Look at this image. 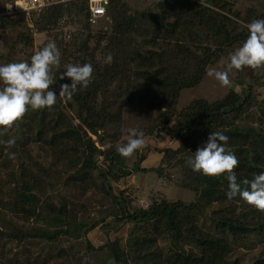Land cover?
I'll return each mask as SVG.
<instances>
[{
    "label": "trees",
    "instance_id": "obj_1",
    "mask_svg": "<svg viewBox=\"0 0 264 264\" xmlns=\"http://www.w3.org/2000/svg\"><path fill=\"white\" fill-rule=\"evenodd\" d=\"M232 1L212 0L211 7L194 0H160L149 11L131 13L122 0H109L106 19L110 18V31L99 28L98 32L109 41L106 52L111 60L97 59V48L81 40L83 55L78 63L91 64L94 70L89 86L71 99L63 97L66 104L59 97L51 108L29 109L10 127L12 137L6 134L2 139L0 135V141L10 138L14 143L10 155L16 156L21 147L30 158L9 169L3 184L10 185V191L1 186L0 244L6 238L22 245L47 242L45 246L51 251L46 256L51 255L55 264H70L73 248L57 246L62 238L80 239L99 224L80 217L77 204L67 197L56 203L46 192L47 185L55 187L49 179L62 173L51 172L31 159L25 148L33 142L49 148L55 158L52 165L63 164V170L69 172L66 182L74 189L98 190L114 206L117 224H133L127 242L117 238L99 249L87 242L92 251L109 248L114 264H242L229 256L235 247H246L253 237L260 238L263 247L250 264H264V212L239 196L228 199L226 175L205 176L193 172L187 164L209 133L220 131L228 137L226 147L238 159L234 171L242 188L247 187L245 179L264 172V99L259 98L254 84L258 72L250 68L249 80H236L243 86L242 92L231 89L218 100L200 98L181 110L176 107L183 90L200 84L210 66L246 39L245 25L256 19L255 14L249 13L248 19H240L238 14L237 20L231 18ZM88 5V0L52 5L40 15L39 23L47 29L64 12L76 9L87 26L100 27L89 24ZM64 70L53 72L58 90L60 84L70 83L69 78L61 80ZM136 102L157 111L156 123L143 131L144 136L166 133L180 142L177 148L162 151V162L176 158L184 170L187 167L185 181L195 191L194 201L165 199L132 210V198L126 190L113 185L122 179L125 182L132 173L125 165L126 158L111 150L104 154L109 164L98 165L103 151L92 135L100 140L111 127L116 128L118 137L124 107ZM64 106L76 111L77 122ZM11 159L7 158L2 168H10ZM139 167L137 161L135 171ZM6 213L20 216L23 225ZM31 220L38 225L32 226ZM163 241L169 245L161 246Z\"/></svg>",
    "mask_w": 264,
    "mask_h": 264
},
{
    "label": "rangeland",
    "instance_id": "obj_2",
    "mask_svg": "<svg viewBox=\"0 0 264 264\" xmlns=\"http://www.w3.org/2000/svg\"><path fill=\"white\" fill-rule=\"evenodd\" d=\"M18 0H1V8L5 5ZM90 0H88L89 3ZM125 2L126 7L131 13L146 12L154 8L155 4L160 0H122ZM196 2L212 6V0H194ZM210 4V5H209ZM89 6V5H88ZM50 7V6H49ZM48 7L35 9L31 11L18 10L17 12L0 15V64H7L12 62H30L31 56L39 51L42 47L46 46L49 42H55L60 51V69H65L67 65L79 64L78 58L83 55L81 53L80 45L82 41L89 42L91 48H97L96 56L101 61H106L110 54L106 52L109 46V41L106 38H101L99 30L104 28L105 31H110L109 23L110 18L104 17L100 22V27L91 28L84 22L81 14L77 13L76 9L70 12H64L56 24H52L49 28L43 29L39 23L40 15ZM231 18L237 17L240 19H248L249 13L254 12L256 19L264 18V0H233L230 7ZM3 12V11H1ZM0 12V13H1ZM106 19V20H105ZM255 19V20H256ZM241 21V20H239ZM243 23V22H242ZM100 28V29H99ZM136 39V38H134ZM82 40V41H81ZM238 47L228 50L227 54L216 64L208 68L217 71H226V63L230 54ZM57 68L53 69V72ZM207 70V72H208ZM258 73L256 77L258 80L254 81L255 90L261 100L264 99V67L255 69ZM250 68L242 71L232 70L229 73L230 83L228 86H222L215 78L209 77L207 74L204 76L200 84L195 87L188 88L181 92V96L177 102V109L181 110L188 106L194 99L204 98L209 101H214L223 98L231 89L242 92L243 86L239 85L237 79H250ZM53 76V73H52ZM252 80V79H251ZM55 84L50 88L54 89L57 93V98H61L65 102V98L59 96V90ZM103 99V98H102ZM64 110L75 120L74 109ZM157 111L149 109L138 102L128 104L123 109V117L121 121V131L119 136L116 135V128H108L103 132L102 138L99 140L95 135H92L99 150L103 151V155L98 157L99 166H107L110 161L105 162L106 153L111 150L116 151L117 145L126 143L131 139L129 129L136 128L144 131L150 125L156 123ZM9 128H3L0 133L1 138H5L6 134L9 137L13 136L14 131ZM146 147L138 150L131 157L126 158L125 165L127 169L132 170L130 176L126 177V181L122 179L119 183L113 185L119 190H126V195L132 198L131 209L135 210L139 207L148 208L155 201L169 200L177 201L183 200L192 202L196 199L195 191L186 185L184 167L177 163V159L172 161L162 162L163 150L168 147L177 148L180 142L172 140L166 133H162L160 137L155 133L154 135H145ZM10 139V138H9ZM9 139L7 141H0V196L4 195L1 186L4 190L10 191V185L3 183L6 181V176L9 169L17 168L20 161H28L30 158L21 151L15 156L10 155L14 143ZM103 139V141H102ZM2 143V145H1ZM4 145V146H3ZM3 146V147H2ZM30 151V153L28 152ZM25 151L31 155L35 161L43 163L49 168L51 172L62 173V176L49 179L54 188L47 185L46 192L51 195L56 203H60L63 198L67 197L70 201L77 204L80 217L88 219L90 224L99 221L96 228L83 235L82 238L76 239L71 237H63L61 243L57 246H64L67 249L73 248L70 252V264H114L111 258L109 248L102 250H89L87 242H91L95 248L103 246L110 240L117 238L123 239L127 242L133 224L116 223L115 208L110 199L96 189H89L86 192L80 190L78 187L75 189L73 186L66 182V177L69 172H65L62 165H52L54 156L50 155L49 148L43 146L41 143H33L27 145ZM11 157L10 168H2L3 162ZM140 157L144 158L140 161ZM22 161V162H23ZM139 161L140 167L135 171V164ZM2 162V163H1ZM27 163V162H26ZM189 166V165H188ZM72 171H70L71 173ZM161 172V174H160ZM59 173V174H60ZM94 177L97 179V172H94ZM7 215V213H6ZM15 222L22 224L20 216L14 214L7 215ZM208 218V216H206ZM203 220L206 222L205 218ZM31 225H38L35 220H31ZM8 232V231H6ZM83 233V232H82ZM260 238H252L246 247H235L230 254V259H238L242 264H250L261 253L263 245L259 243ZM47 243V242H46ZM45 242H35L34 244L26 243L22 245L18 240L3 239L0 244V264H55L54 258L46 256L51 251L50 246ZM161 246H167L169 243L163 241ZM44 247V248H43ZM52 254V253H51ZM39 258V259H38Z\"/></svg>",
    "mask_w": 264,
    "mask_h": 264
},
{
    "label": "clouds",
    "instance_id": "obj_3",
    "mask_svg": "<svg viewBox=\"0 0 264 264\" xmlns=\"http://www.w3.org/2000/svg\"><path fill=\"white\" fill-rule=\"evenodd\" d=\"M13 4L5 5L9 10ZM247 37L236 48L226 63V71L210 69L209 77L215 78L222 86L230 83L232 70H253L264 67V18H258L245 25ZM111 60V57L108 58ZM60 51L55 42H49L35 52L30 62H12L0 64V128L11 127L22 119L31 109L38 111L51 108L57 102V93L50 88L53 82L54 68L60 66ZM91 64H69L62 73L61 80L70 79V83L59 86V96L71 99L82 88H87L93 78ZM131 139L117 145V153L124 158L131 157L138 150L145 148L144 132L136 128L129 129ZM228 137L220 131H211L207 139L194 151L187 164L191 170L205 176L226 175L228 191L226 196H237L257 210L264 212V172L245 179L242 188L234 169L238 166L236 155L227 147Z\"/></svg>",
    "mask_w": 264,
    "mask_h": 264
},
{
    "label": "built area",
    "instance_id": "obj_4",
    "mask_svg": "<svg viewBox=\"0 0 264 264\" xmlns=\"http://www.w3.org/2000/svg\"><path fill=\"white\" fill-rule=\"evenodd\" d=\"M22 2L21 5H18V2ZM73 0H18L9 4H13L12 8L9 10L6 6L1 8V0H0V15L10 14L17 12L18 10L23 11H31L35 9H41L45 7H49L55 4L69 2ZM109 5V0H90L89 1V24L92 26L99 25L101 20L106 18L107 15V7Z\"/></svg>",
    "mask_w": 264,
    "mask_h": 264
},
{
    "label": "bare ground",
    "instance_id": "obj_5",
    "mask_svg": "<svg viewBox=\"0 0 264 264\" xmlns=\"http://www.w3.org/2000/svg\"><path fill=\"white\" fill-rule=\"evenodd\" d=\"M21 4H22V2L19 1V2H18V5H21Z\"/></svg>",
    "mask_w": 264,
    "mask_h": 264
}]
</instances>
